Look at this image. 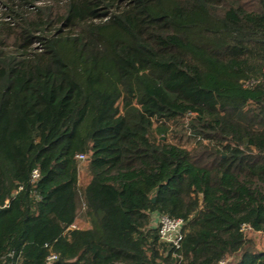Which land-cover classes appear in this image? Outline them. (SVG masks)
Listing matches in <instances>:
<instances>
[{"label":"trees","instance_id":"obj_1","mask_svg":"<svg viewBox=\"0 0 264 264\" xmlns=\"http://www.w3.org/2000/svg\"><path fill=\"white\" fill-rule=\"evenodd\" d=\"M254 233L264 0H0V264H264Z\"/></svg>","mask_w":264,"mask_h":264},{"label":"built area","instance_id":"obj_2","mask_svg":"<svg viewBox=\"0 0 264 264\" xmlns=\"http://www.w3.org/2000/svg\"><path fill=\"white\" fill-rule=\"evenodd\" d=\"M77 159L84 160L85 156L83 154H78ZM37 177H38V171L34 169L32 171V178L36 179ZM183 225H184V220L181 218H173L168 216L167 214H156L155 226L158 229L160 238L166 242L171 243L175 249H178L180 247V243L183 238V231H182ZM53 258L54 255H50L47 257V259L49 260ZM222 263L223 261L220 262V264Z\"/></svg>","mask_w":264,"mask_h":264},{"label":"rangeland","instance_id":"obj_3","mask_svg":"<svg viewBox=\"0 0 264 264\" xmlns=\"http://www.w3.org/2000/svg\"><path fill=\"white\" fill-rule=\"evenodd\" d=\"M35 4H39L41 0H34ZM162 139H166L164 137H162ZM168 140H171L172 137L170 135H168L167 137ZM84 163V161H80V164ZM86 180V178H84V173L82 171H80V183ZM152 224L155 225L156 224V214L154 215V219L152 220ZM253 238L254 240L257 242V244L259 245H264V235H259L258 233H254L253 234Z\"/></svg>","mask_w":264,"mask_h":264},{"label":"crops","instance_id":"obj_4","mask_svg":"<svg viewBox=\"0 0 264 264\" xmlns=\"http://www.w3.org/2000/svg\"><path fill=\"white\" fill-rule=\"evenodd\" d=\"M154 217V214H153V216H152V218Z\"/></svg>","mask_w":264,"mask_h":264}]
</instances>
